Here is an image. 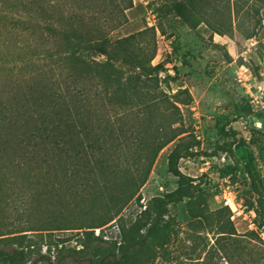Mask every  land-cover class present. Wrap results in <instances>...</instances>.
<instances>
[{
    "label": "trees",
    "instance_id": "obj_1",
    "mask_svg": "<svg viewBox=\"0 0 264 264\" xmlns=\"http://www.w3.org/2000/svg\"><path fill=\"white\" fill-rule=\"evenodd\" d=\"M162 1L156 16L172 13L191 30L204 26L228 38H250L264 14V0ZM130 7L131 0H0V208L16 199L23 216L17 230L0 229V246L10 247L0 248L1 263L24 264L36 245L47 259L43 245L49 253L70 239L36 244L35 237L76 231V244L95 257L91 264H152L170 206L199 202V185L178 167L180 159L199 154L181 109L192 97L180 85L172 95L163 89L174 79L165 63L152 64L155 53L144 50L139 33L112 36ZM251 20L249 29L241 26ZM216 132L233 134L224 126ZM170 143L167 171L177 186L150 200L142 213L147 227H120L119 244L95 236L94 228L136 197ZM247 208L264 227L261 192ZM211 215L205 233L214 240L203 236L199 264H264L256 245L238 237L227 207ZM100 242L108 244L105 251H98Z\"/></svg>",
    "mask_w": 264,
    "mask_h": 264
},
{
    "label": "rangeland",
    "instance_id": "obj_2",
    "mask_svg": "<svg viewBox=\"0 0 264 264\" xmlns=\"http://www.w3.org/2000/svg\"><path fill=\"white\" fill-rule=\"evenodd\" d=\"M162 4V0H131V7L125 11L127 22L112 32L114 37L139 33L137 40L144 50L155 53L152 64L165 63L166 73L174 79L163 89L172 95L180 85L179 88L186 89L192 97L181 109L184 124L196 141L193 151L199 154L180 159L178 167L193 184L199 185L201 198L197 204L190 205L184 200L170 206L169 217L165 216L162 222L163 236L158 240L162 246L152 264L200 263L204 257L203 236H207L210 244L214 240L211 232H205L211 213L224 207L221 202L224 184L234 192L241 207L239 215L229 217L238 237L245 245H256L264 254V227L258 226L254 211L247 208V203L258 192L264 199V14L250 38L237 33L232 38L210 34L204 26L194 31L176 15L163 11L156 16V30H148V11ZM253 22L242 21L241 26L249 29ZM246 109L253 116L246 115ZM216 126H224L233 134L220 137ZM173 146L174 143H170L160 151L146 183L115 218L119 229L143 223L147 227L142 213L150 200L176 188L177 178L167 171V155ZM141 197L147 201L145 210L139 203ZM21 213L16 199L3 205L0 229L12 232L22 227ZM193 213L200 216L193 218ZM195 221H199L198 224H194ZM201 227L203 231L194 232ZM107 231L111 235L115 233L112 227ZM78 237L80 234L76 231L54 232L51 238L44 237L42 241L35 237L36 244L58 238L70 240L63 242L61 248L52 247L49 253L43 245L40 251L47 259L40 258L36 245L24 264H91L95 257L88 249L82 250L78 242L76 244ZM98 245V251L102 252L108 244L100 242ZM0 248L10 247L3 244Z\"/></svg>",
    "mask_w": 264,
    "mask_h": 264
},
{
    "label": "built area",
    "instance_id": "obj_3",
    "mask_svg": "<svg viewBox=\"0 0 264 264\" xmlns=\"http://www.w3.org/2000/svg\"><path fill=\"white\" fill-rule=\"evenodd\" d=\"M156 14L154 11L149 10L148 15L146 17V25L148 28H155L156 30ZM224 183H227L226 179H224ZM159 190L162 191V187H159ZM221 202L224 207H227L230 211V217L233 219L236 215L240 214V204L236 201V197L234 192L230 189L227 184L222 185L221 187ZM139 203L141 204L142 210H145L147 207V201H145L144 197L139 199ZM112 227L114 229V235L108 233V228ZM93 233L95 236L100 237L103 241L110 243L111 241H116L117 244L120 243V230L116 223V219H113L109 224L104 225L102 227L94 228Z\"/></svg>",
    "mask_w": 264,
    "mask_h": 264
}]
</instances>
